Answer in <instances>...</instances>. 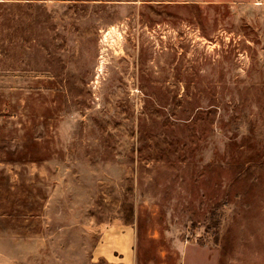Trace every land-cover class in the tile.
Masks as SVG:
<instances>
[{
  "label": "rangeland",
  "instance_id": "obj_1",
  "mask_svg": "<svg viewBox=\"0 0 264 264\" xmlns=\"http://www.w3.org/2000/svg\"><path fill=\"white\" fill-rule=\"evenodd\" d=\"M0 264H264V0H0Z\"/></svg>",
  "mask_w": 264,
  "mask_h": 264
},
{
  "label": "crops",
  "instance_id": "obj_2",
  "mask_svg": "<svg viewBox=\"0 0 264 264\" xmlns=\"http://www.w3.org/2000/svg\"><path fill=\"white\" fill-rule=\"evenodd\" d=\"M121 238L123 241V246L121 247V255L124 256V259H128L130 261V256H131V247L130 243L132 242V235L128 231H124L121 233ZM114 252V251H111Z\"/></svg>",
  "mask_w": 264,
  "mask_h": 264
}]
</instances>
